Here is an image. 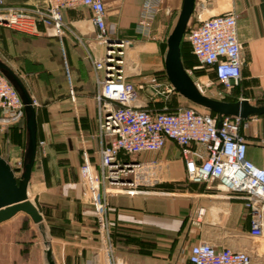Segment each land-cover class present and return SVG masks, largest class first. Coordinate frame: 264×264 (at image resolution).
Listing matches in <instances>:
<instances>
[{
  "label": "crops",
  "instance_id": "crops-1",
  "mask_svg": "<svg viewBox=\"0 0 264 264\" xmlns=\"http://www.w3.org/2000/svg\"><path fill=\"white\" fill-rule=\"evenodd\" d=\"M2 1L12 6L45 4V0ZM102 1L109 36L129 42L125 52L126 79L138 88L140 103L149 109L161 110L165 106L162 97L166 94L162 89L170 83L164 69L167 37L175 25L182 0H160L149 37L135 32L144 0ZM228 11L236 14L241 43V77L237 84L240 93L236 99H247L255 104L253 101L259 92H264V0H194L188 23L191 27L198 20ZM60 16L66 33L62 45L41 26L38 32L27 34L0 25V59L14 70L31 99L37 101L34 106L37 148L27 194L44 219L58 264L61 259L81 258V254H86L84 245L97 238L96 231H92L93 226L96 227L94 213L81 200L76 179L83 152L95 167L100 160L103 140L98 135L97 79L90 57L101 59L104 55V46L95 39L96 29L88 8H67L60 11ZM198 65L194 64L192 69ZM155 84L160 85V90H154ZM247 120L248 127L241 130L246 140V156L254 165L264 168V116ZM23 124L25 128V122ZM0 140L12 141L13 148L9 151L4 144L0 156L12 168L20 169L26 141L22 124H15L0 134ZM119 159L130 163L155 160L156 164L149 171H143L141 178L138 176L143 183L108 186V216L113 223L120 221L143 233L152 228L177 233L182 220L194 216L195 211L203 207L204 227L223 234L216 237L210 231L197 232L193 237L196 242L202 240L218 247L247 250L255 261L264 264V244L247 235L248 215L245 231L237 234L236 239L216 228L221 222L235 227L241 211H246L243 200L221 190L215 182L188 181L179 147L174 142H169L160 152L120 154ZM15 175L19 177L20 171ZM129 190L133 195L122 197ZM140 196L142 199H137ZM121 197L127 205L138 202L141 206H119ZM257 251L262 252V256L257 257Z\"/></svg>",
  "mask_w": 264,
  "mask_h": 264
},
{
  "label": "built area",
  "instance_id": "built-area-1",
  "mask_svg": "<svg viewBox=\"0 0 264 264\" xmlns=\"http://www.w3.org/2000/svg\"><path fill=\"white\" fill-rule=\"evenodd\" d=\"M160 5V0H144L135 26L136 34L149 37ZM71 7L90 10L96 29L95 39L104 46L101 59L90 57L97 79L98 135L103 140L100 160L95 167L88 154L83 152L81 167L85 185L83 201L93 210L104 264H127L113 259L107 217V194L110 192L105 185L135 186L140 182L139 175L156 164L155 160L123 162L119 155L160 152L169 142L179 147L188 181L215 182L221 190L241 195L248 209L247 235L264 244V168L254 165L246 156V140L241 130L248 127L247 119L223 116L218 123L217 116L194 107L153 110L140 103L138 88L125 76V52L129 42L109 36L102 0H45L44 5L32 6L5 5L0 0V25L27 34L38 32L41 26L48 33L51 31L62 45L66 33L60 11ZM187 39L199 64L195 69L210 68L227 91L239 83L241 43L233 11L198 20L187 31ZM64 65L70 83L65 58ZM210 84L205 83L206 86ZM153 88L160 90V85L155 84ZM162 91L176 92L170 83ZM70 96L73 99L71 85ZM32 104L36 106L37 101L32 99ZM22 117L23 103L0 72V134L7 132ZM204 212L203 207L195 211L197 222L203 218ZM256 255L260 257L262 252L257 251ZM179 264L261 263L255 261L247 250L218 247L200 240L187 249L185 260Z\"/></svg>",
  "mask_w": 264,
  "mask_h": 264
},
{
  "label": "rangeland",
  "instance_id": "rangeland-1",
  "mask_svg": "<svg viewBox=\"0 0 264 264\" xmlns=\"http://www.w3.org/2000/svg\"><path fill=\"white\" fill-rule=\"evenodd\" d=\"M189 28L190 24L188 23L181 40L183 41V47L187 48L186 54L182 56V62L184 66H187L186 70L188 69L187 72L191 76L194 83L200 86L201 92L203 94L218 100L232 99L238 96L240 93V87L237 85L232 90H225L223 85L215 79L213 71L210 68L202 67L192 69L188 67L193 63L196 64L197 62L189 50L186 33ZM209 82L211 84L206 86L205 83ZM244 93L249 95L252 94H250V92ZM162 98L163 99L161 102H164L165 105V108L162 107V110H172L178 106H181L194 107L200 112H208L207 109L190 103L174 91L166 93ZM253 102L256 104H263L264 92H259L258 97ZM4 144L6 147H8L9 151L11 148H13L11 140L8 142L5 140H0V149L4 148ZM81 167L82 163L79 165L77 170L78 179H76V183L80 187L81 200H83V191L85 185L81 174ZM139 183L143 182L140 181ZM105 186L108 187L110 185L106 184ZM129 191H127V193ZM128 195L129 193L122 197H129L133 194L129 196ZM234 195L240 197L241 199L240 194ZM134 196H136V194H134ZM122 197L119 198V206H131L133 208L141 206L138 204V202L127 205L124 203V201H122V199H124ZM137 199H142V197L140 196ZM107 204L109 207L108 198ZM89 207L91 208V206ZM243 207L246 209V211H241L235 227L232 228L229 226H224L225 224L221 222L217 224V230H220V232H227L225 235L230 236L231 239H236L237 234L244 232L246 228V215L248 213V209L245 207L244 202ZM107 217L109 233L108 237L112 249L113 259L116 261L119 260L126 262L127 264H179L185 260L187 249L192 244L196 243V240L193 237L197 232L210 231V234L216 235V237L218 234H223L217 232L214 233V229L212 227L205 228L203 224V218L197 222L195 219V214L192 217H185L182 220V224L177 230V233H164L163 231L153 228L149 231H144L143 233V230H140L137 227L125 225L123 222L116 221L113 223L108 216V211ZM92 231H96L97 234L96 227L93 226ZM84 246L86 251L85 255L81 254V258L77 259H61L60 264H104L101 255L102 245L98 238H96V240H92ZM41 248L42 244L38 232L33 226L30 218L23 213H18L10 220L0 224V264H42Z\"/></svg>",
  "mask_w": 264,
  "mask_h": 264
},
{
  "label": "water",
  "instance_id": "water-1",
  "mask_svg": "<svg viewBox=\"0 0 264 264\" xmlns=\"http://www.w3.org/2000/svg\"><path fill=\"white\" fill-rule=\"evenodd\" d=\"M193 8L194 0H182L175 25L167 37L164 69L170 84L180 96L190 103L215 112L218 117V123H220L223 116L249 119L264 115V103L252 104L247 99L224 101L203 94L184 68L181 61L180 42ZM50 33L53 34L52 32ZM0 72L16 90L23 103L26 131L23 162L20 169L12 168L0 156V224L10 220L18 213H23L29 217L41 239L42 264H58L44 219L27 194V186L37 148L35 108L20 77L1 59ZM18 170L20 171L19 177L15 175Z\"/></svg>",
  "mask_w": 264,
  "mask_h": 264
},
{
  "label": "trees",
  "instance_id": "trees-1",
  "mask_svg": "<svg viewBox=\"0 0 264 264\" xmlns=\"http://www.w3.org/2000/svg\"><path fill=\"white\" fill-rule=\"evenodd\" d=\"M43 28V27H42ZM189 30V29H188ZM187 30V31H188ZM43 31H44V28H43ZM45 32H47V31H45ZM48 33V32H47ZM187 33V32H186ZM46 35V34H45ZM188 44H189V42H188ZM180 50H181V61H182V56L184 55V54H186V51H187V48H184L183 47V41H181L180 42ZM189 50H190V52H191V47H190V44H189ZM192 53V52H191ZM194 56V55H193ZM195 57V56H194ZM195 59H196V57H195ZM196 61H197V59H196ZM196 63H198V61L196 62ZM182 64H183V62H182ZM195 63H193L192 65H190V66H188V67H190V68H192V66L194 65ZM184 66V65H183ZM184 68L186 69L187 68V66H184ZM214 74V73H213ZM214 77H215V74H214ZM235 87H232L230 90H232V89H234ZM237 99H236V97L235 98H232V99H224V101H236ZM259 104V103H258ZM206 113H209L210 115H212V116H217V114L215 113V112H212V111H209L208 110V112H206ZM262 116H264V115H262ZM24 120H23V117H22V119L18 122V123H16L17 125H20V124H22V128L23 129H25L24 128V122H23Z\"/></svg>",
  "mask_w": 264,
  "mask_h": 264
}]
</instances>
